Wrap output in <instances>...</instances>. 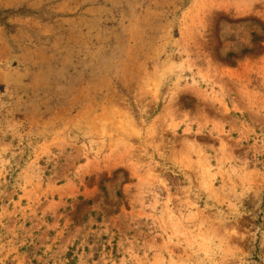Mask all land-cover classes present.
<instances>
[{
	"label": "rangeland",
	"instance_id": "obj_1",
	"mask_svg": "<svg viewBox=\"0 0 264 264\" xmlns=\"http://www.w3.org/2000/svg\"><path fill=\"white\" fill-rule=\"evenodd\" d=\"M0 264H264V0H0Z\"/></svg>",
	"mask_w": 264,
	"mask_h": 264
}]
</instances>
